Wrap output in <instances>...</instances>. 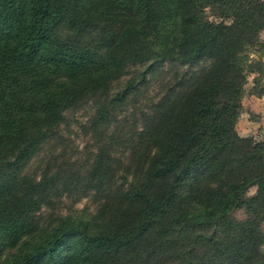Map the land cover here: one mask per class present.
<instances>
[{
  "label": "trees",
  "instance_id": "16d2710c",
  "mask_svg": "<svg viewBox=\"0 0 264 264\" xmlns=\"http://www.w3.org/2000/svg\"><path fill=\"white\" fill-rule=\"evenodd\" d=\"M261 32L264 0H0L3 169L127 63L212 62L167 115L157 152L109 214L39 232L37 187L15 195L0 184V264H156L172 236L188 233L214 240L221 264H264V142L235 128L248 76L254 93L264 90ZM241 207L246 219L233 222ZM220 230L230 234L218 240Z\"/></svg>",
  "mask_w": 264,
  "mask_h": 264
},
{
  "label": "rangeland",
  "instance_id": "374dc122",
  "mask_svg": "<svg viewBox=\"0 0 264 264\" xmlns=\"http://www.w3.org/2000/svg\"><path fill=\"white\" fill-rule=\"evenodd\" d=\"M209 17L217 20L214 11H209ZM260 37L264 40V32ZM211 65L209 59L189 63L167 60L155 65L127 63L118 77L108 81L105 90L61 110L53 132L29 154L8 158V167H0V184L6 182L10 194L15 195L37 187L34 220L39 232L66 218L109 214L157 152L167 115ZM252 80L250 74L235 128L240 136L264 142V90L254 93ZM255 192L256 187H250L244 199ZM246 217L242 207L231 212L233 222ZM259 230L264 233V219ZM210 233L209 229L206 236ZM227 234L230 232L220 230L216 238L221 240ZM176 236L171 238L169 253L156 264H185L183 257L188 264L222 263L214 240L200 241L194 233ZM257 253L264 255V243L257 247Z\"/></svg>",
  "mask_w": 264,
  "mask_h": 264
}]
</instances>
